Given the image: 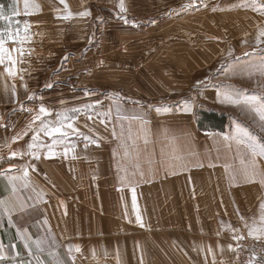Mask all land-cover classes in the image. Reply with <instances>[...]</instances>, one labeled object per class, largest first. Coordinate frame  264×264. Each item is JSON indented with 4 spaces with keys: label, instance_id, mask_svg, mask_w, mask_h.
I'll use <instances>...</instances> for the list:
<instances>
[{
    "label": "crops",
    "instance_id": "obj_1",
    "mask_svg": "<svg viewBox=\"0 0 264 264\" xmlns=\"http://www.w3.org/2000/svg\"><path fill=\"white\" fill-rule=\"evenodd\" d=\"M5 2L0 0V6L4 7ZM24 3L25 0H14V10L3 9L5 19L0 20V30L5 31L10 27L15 31V21L19 20L20 39L24 41L6 45L9 49L22 47V62L16 65L22 71L10 77L4 68L12 65L7 61L0 65V200L11 198L17 206L36 207L29 214L13 211L16 227H10L4 216L0 244L5 247L0 264H28L29 259L35 264V256L43 264H56L57 259L68 264H233L232 229L257 206L258 184L237 180L230 184L228 192H216L215 181L223 176L217 178L214 166L200 169L198 165L200 139L208 143V151L216 134L200 131L193 107L184 112L185 104L166 106V99L158 97L167 89L153 87L159 92L151 99L157 120L144 119L146 115L142 114L116 115L127 121L125 144L113 135L115 124H111L106 139L102 123L95 124L93 135L97 143L85 147L83 138L74 136L70 138L73 147L67 158L62 154L63 145L58 146L61 154L56 158L44 159L41 155L35 161L37 170L29 169L28 187H24L23 180H16L17 191L13 194L10 180L22 176L27 157L9 159V155L27 150L31 122L40 105L50 110V120H55L58 113L72 117L68 110L54 109L52 102L58 82H64L66 75V64L56 63L53 56L65 51L63 45L56 46L54 39L56 33L60 35L61 23L84 18L79 13L87 5V11L95 15L100 4H116L114 7L120 10L123 3L125 13L136 22L144 18L149 25L152 21L143 31L160 38L158 50L167 49L163 38L182 35L183 30L179 24L181 0H27V10ZM14 11L20 14L10 26L7 18ZM25 21L29 25L26 33ZM12 55L16 57L18 53ZM61 72L63 78L58 79ZM29 94L33 99H28ZM61 95L57 94L58 100L64 99ZM21 103L25 110H20ZM167 117L174 119L166 120ZM85 121L78 112L72 122L86 135ZM26 130L28 134L24 135ZM18 135L21 138L13 141L12 137ZM43 140L51 142L48 137ZM122 149L128 159L121 164ZM10 165L16 167L5 171ZM239 224L251 227L248 221ZM257 225L254 228L259 234L264 223L258 220ZM17 227L27 228L32 240H43L44 251L29 257L17 238ZM69 243L81 248L74 253V262L67 257Z\"/></svg>",
    "mask_w": 264,
    "mask_h": 264
},
{
    "label": "rangeland",
    "instance_id": "obj_2",
    "mask_svg": "<svg viewBox=\"0 0 264 264\" xmlns=\"http://www.w3.org/2000/svg\"><path fill=\"white\" fill-rule=\"evenodd\" d=\"M181 2L182 5L178 7L182 13L179 20L182 35L163 38V43L167 44L166 50H158L161 44L159 37H150L148 31H143L153 24L152 21L149 25L144 18L136 22L125 11L121 13V9L115 8L116 4H100L95 15L89 12L84 18L67 19L61 23L63 28H60V35L56 33L54 39L56 46L63 45L65 51L56 52L53 56L56 63L61 62L62 66L66 64V75L64 82H58V91L52 102L54 109L61 107L70 111L72 116L71 110L80 108L79 113L86 120V135L93 139L94 126L100 124V118L95 113L103 114L104 119L111 121L102 124L103 137L109 138L111 124H115L114 136L124 144L127 121L116 115L142 114L146 115L142 117L144 119L157 120L152 112L155 102L151 100L154 93L159 94L155 88L167 89L158 97L166 99V106L187 104L193 107L196 110V125L202 110L224 115L222 130L198 127L200 131L216 134L210 145L212 149L208 151V143L200 139L198 165L200 169L214 166L217 178H225L215 181L214 189L216 192H228L233 181L244 180L238 176L241 162H249L247 147L238 143L237 129H246L261 144H264V131L259 128L258 116L254 112H242L236 104L220 102L216 87L202 85L211 80L213 85H233L247 96L264 97V76L259 72L251 77L238 72L231 74L233 69L259 63L264 57V51L256 45V26L264 25V15L244 6L245 2L251 3V0H196L194 7H185L192 5L193 0ZM259 3L260 0H256L257 6ZM14 8V0H6L4 11H13ZM84 9L89 10V5ZM118 13L126 16L129 22L125 24L118 18ZM254 48L257 49L254 55H244ZM225 67L228 75L221 71ZM57 78H63L62 72ZM85 89L91 90V94L85 95ZM58 93L63 94V100H58ZM96 101L100 103L96 104ZM84 105H94L95 112H84ZM89 115L93 118L89 119ZM169 119L174 118H166ZM124 151H120L124 157H120L121 164L128 159H125ZM256 159L258 164H264V158ZM251 182L258 184L260 199L240 222L248 221L251 227L258 228V220L264 214L261 209L264 185L259 178ZM240 222L233 228L238 231L234 233L232 229V234L243 233L246 237L255 238L248 235V227ZM260 238H264V235ZM234 241L232 262L237 264Z\"/></svg>",
    "mask_w": 264,
    "mask_h": 264
},
{
    "label": "snow or ice",
    "instance_id": "obj_3",
    "mask_svg": "<svg viewBox=\"0 0 264 264\" xmlns=\"http://www.w3.org/2000/svg\"><path fill=\"white\" fill-rule=\"evenodd\" d=\"M63 2V0H61ZM196 0H193L192 5H185V7H194ZM238 6V5H237ZM244 6L252 7L254 11H258L261 15H264V0H260L259 5L257 6L256 0H251V3H244ZM24 7L27 10L28 3L27 0H25ZM121 13L124 12L126 9L121 3L120 5ZM215 10V9H214ZM19 12L14 11L12 16H9L8 23L11 26L13 18L17 15H19ZM90 13L85 10L83 12H80L79 15L86 16ZM119 19H122L125 24H127L129 21L126 16L121 15L120 13L117 14ZM4 12L3 7L0 6V20H4ZM20 21H15V31L11 30V27L9 30H0V65L5 64V61L10 63L12 67H5L4 71L8 74L10 77H15L17 74H19L22 70L17 68L16 65L20 62H22V57L24 55L23 49L13 47L9 49L6 47V45L11 42L13 45L17 44L19 42L20 44H23V40L20 39ZM257 35H256V45L257 48H259L261 51H264V25H257ZM29 25L25 21L24 22V29L23 31L26 33L28 31ZM257 49L254 48L251 53H245L244 55H254L256 53ZM13 52L18 53V56L14 57L12 55ZM229 56L232 55L231 51H229ZM66 59V58H65ZM231 64V61L228 62ZM225 75H228L227 67L221 70ZM237 72L240 75H248L251 77L255 72H259L260 75L264 76V57H262L259 61V63H254L251 65H248L246 67H241L239 69H233L231 74H237ZM20 79L23 80V76H20ZM207 79V78H206ZM201 82H198L200 84ZM47 87L51 88L53 87L52 84L46 85ZM202 86H213L217 88V99L220 102H229L232 104H236L241 107L242 112H254L256 116H258V126L261 129V131H264V97H256V96H247L242 94L238 89H236L233 85H222V84H215L213 85L211 80H208L207 84H203ZM7 91V87L5 88ZM91 90L85 89V95H90ZM12 95L15 96V91L13 90ZM28 99H33V95L29 94ZM99 101H96V104H99ZM15 110V109H14ZM20 110H25L23 108V103L20 104ZM192 109L185 104L182 111L189 112ZM27 111H32L31 109H27ZM73 113L72 117H69L67 114L61 115L56 114L55 120H50L49 117L52 116V113L49 109H47L43 104L40 105L38 113L33 117V120L31 122L30 131L32 133L31 140L27 144V150L26 151H12L10 152L9 159L13 158H25L27 157V162L22 170V176L21 177H12L10 180V185L12 187L13 194L17 191L15 186L16 180H23L24 181V187H28V183L30 182V175H29V169H31L32 172H35L37 170V165L35 161H39L41 159V155H43L44 159H53L56 158L59 153L57 151L58 146L63 145V155L65 158H67L68 153L72 150V142L71 137L79 136L82 137L85 142V147L88 146L89 143H97L96 139H93V137L85 135L83 132H80L78 128L74 126V123L72 122L75 119V113H78L81 111L80 108H75L71 110ZM83 111L86 113H92L95 112V106L94 105H84ZM98 118H100V122L102 124L111 123L110 120H106L103 118V114L96 112L95 113ZM110 114V110H109ZM89 119H92L93 117L89 115ZM37 122H39L37 124ZM4 127H7V125H3ZM26 130L24 135L28 134V131ZM48 137L51 141L50 143L43 140V137ZM113 135H115V130L113 131ZM237 136L239 137L238 143L244 144L248 149V163H245L244 161L241 162L242 167L238 170V176L240 178H243L246 181H252L257 178H259V181L262 185H264V164H258L257 157L264 158V144L258 143V141L253 138L250 133L246 129H237ZM21 136H14L12 137V140L15 141L17 139H20ZM225 139H228V137H224ZM16 166L10 165L9 169L5 171H12ZM142 175V173H141ZM130 179V177H129ZM33 191H35V188H33ZM40 199H43L42 196L39 197ZM133 203L135 204V200H133ZM36 205H30L25 206L24 204H19L18 206L11 203V198L9 200H0V226L3 224V218L4 216H7V222L10 227H16L13 221L12 212L13 211H19L21 214H29L31 210L35 209ZM261 209L264 210V203L261 204ZM243 219V217H241ZM261 222L264 223V214L260 217ZM137 222L141 224V227H143V223L141 221V218L137 216ZM45 224H47V220L44 221ZM246 227L248 225L246 224ZM238 230L233 229V232H237ZM17 238L21 240L24 244V248L28 250V256L33 257L35 252H42L44 251V241L41 239L32 240L31 235L28 233V229L24 228L21 229L20 227H17L16 231ZM248 235L250 237L255 236L256 239H260L261 235H264V228L260 229L259 234H257V230L254 227H249ZM233 239L236 241H241L244 239L243 236L240 235H233ZM219 246V244L217 245ZM4 245L0 244V261L4 259L3 251H4ZM13 249H15L16 245H11ZM232 245H229V248L231 249ZM237 247H239V243L237 244ZM67 250V257L70 261H75L74 253H79L81 251L80 245L78 244H71L69 243L66 246ZM209 252L212 251L211 247L208 249ZM95 254V253H94ZM19 255V253H17ZM253 259H255V256H253ZM21 264H24V261H21ZM28 264H32V260H28ZM35 264H43V262L40 260L39 256H35ZM56 264H68V261H61L57 259ZM249 264H252L251 260L249 261Z\"/></svg>",
    "mask_w": 264,
    "mask_h": 264
},
{
    "label": "built area",
    "instance_id": "obj_4",
    "mask_svg": "<svg viewBox=\"0 0 264 264\" xmlns=\"http://www.w3.org/2000/svg\"><path fill=\"white\" fill-rule=\"evenodd\" d=\"M237 235L243 236L241 241H234V259L237 264H264V238L256 239L249 238L239 233ZM239 243V247L237 244ZM255 256V259H253Z\"/></svg>",
    "mask_w": 264,
    "mask_h": 264
},
{
    "label": "trees",
    "instance_id": "obj_5",
    "mask_svg": "<svg viewBox=\"0 0 264 264\" xmlns=\"http://www.w3.org/2000/svg\"><path fill=\"white\" fill-rule=\"evenodd\" d=\"M197 125L200 129L222 130L225 123V116L214 111L202 110Z\"/></svg>",
    "mask_w": 264,
    "mask_h": 264
}]
</instances>
